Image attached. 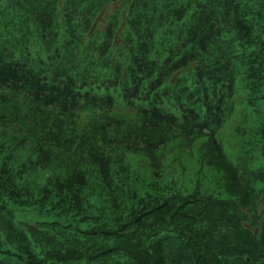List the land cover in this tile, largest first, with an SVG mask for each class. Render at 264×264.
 <instances>
[{
	"label": "trees",
	"instance_id": "trees-1",
	"mask_svg": "<svg viewBox=\"0 0 264 264\" xmlns=\"http://www.w3.org/2000/svg\"><path fill=\"white\" fill-rule=\"evenodd\" d=\"M0 264H264V0H0Z\"/></svg>",
	"mask_w": 264,
	"mask_h": 264
},
{
	"label": "rangeland",
	"instance_id": "rangeland-1",
	"mask_svg": "<svg viewBox=\"0 0 264 264\" xmlns=\"http://www.w3.org/2000/svg\"><path fill=\"white\" fill-rule=\"evenodd\" d=\"M115 6H112V10ZM177 152L173 150L166 158L163 160V165L159 169V178L152 179L147 168L142 165H138L137 168L145 169L140 172V179H136V185L139 187L143 185V190H149L148 184L154 182L156 185V190L154 193H159L163 191V195L173 192L178 193H190L195 187H197L202 192H207L212 196H218L221 194V180L220 175L214 172L208 167H202L194 157L187 158L181 157L177 159ZM181 155V154H180ZM205 174V175H202ZM137 176V175H136ZM143 183V184H142ZM154 189V186L151 185ZM160 188H164L161 190ZM142 194V192H140ZM126 197H117L118 202H123L125 205L129 203L125 200ZM20 220L22 217H18ZM26 222H34L31 220H26Z\"/></svg>",
	"mask_w": 264,
	"mask_h": 264
}]
</instances>
